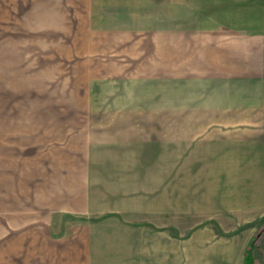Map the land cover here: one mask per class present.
<instances>
[{
  "label": "rangeland",
  "instance_id": "1",
  "mask_svg": "<svg viewBox=\"0 0 264 264\" xmlns=\"http://www.w3.org/2000/svg\"><path fill=\"white\" fill-rule=\"evenodd\" d=\"M159 1L0 0V264H242L252 237L264 256V190H177L151 226L53 206L56 174L84 150L78 127L101 117L75 52L219 21L207 0ZM262 48L248 63L264 82Z\"/></svg>",
  "mask_w": 264,
  "mask_h": 264
},
{
  "label": "crops",
  "instance_id": "2",
  "mask_svg": "<svg viewBox=\"0 0 264 264\" xmlns=\"http://www.w3.org/2000/svg\"><path fill=\"white\" fill-rule=\"evenodd\" d=\"M207 3L215 26L75 52L101 117L78 127L84 150L56 174L54 208L151 226L177 190H264V82L248 63L263 49L264 0Z\"/></svg>",
  "mask_w": 264,
  "mask_h": 264
},
{
  "label": "trees",
  "instance_id": "3",
  "mask_svg": "<svg viewBox=\"0 0 264 264\" xmlns=\"http://www.w3.org/2000/svg\"><path fill=\"white\" fill-rule=\"evenodd\" d=\"M255 239L252 237L248 244L247 249L244 251L242 264H264V256L260 258V256H255L254 251L256 250Z\"/></svg>",
  "mask_w": 264,
  "mask_h": 264
}]
</instances>
